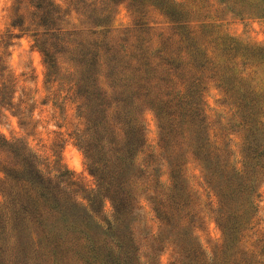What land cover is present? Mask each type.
<instances>
[{"label":"trees","instance_id":"16d2710c","mask_svg":"<svg viewBox=\"0 0 264 264\" xmlns=\"http://www.w3.org/2000/svg\"><path fill=\"white\" fill-rule=\"evenodd\" d=\"M122 4L131 23L119 29L112 20ZM215 5L264 17V0H81L77 25L78 17L55 0L14 8L20 13L10 26L21 33L1 36L2 53L9 45L4 37L29 32L43 57L46 83L69 89L81 83L78 139L94 182L75 177L61 150L48 152L23 136L0 133L5 228L14 229L11 219L25 220L28 212H59L60 201H72L114 229L116 264H158L168 246L173 264H264L257 221L264 86L254 82L256 69L248 61L264 58V48L227 34L210 15ZM211 86L235 116V129L210 121ZM17 92L11 73L0 72V116L9 110L26 129L34 117ZM143 104L158 127L157 147L149 153ZM142 212L150 214L151 226L142 224ZM203 212L221 232L210 249L200 241Z\"/></svg>","mask_w":264,"mask_h":264},{"label":"rangeland","instance_id":"374dc122","mask_svg":"<svg viewBox=\"0 0 264 264\" xmlns=\"http://www.w3.org/2000/svg\"><path fill=\"white\" fill-rule=\"evenodd\" d=\"M15 4L13 0H0V39L12 32L10 24L16 22L20 12L15 7L23 6L25 1ZM63 8H68L75 25L81 22V0H55ZM210 15L215 16L222 28L235 40L245 44H256L264 48V17L234 15L223 5H215ZM78 10V14L75 13ZM113 26L124 28L131 23V17L120 5L113 16ZM8 30H11L8 32ZM9 45L4 48L0 40V56L3 63L1 74L6 71L17 81V95L27 99V114L34 119L26 129L20 128L19 118L9 110L0 116V133L7 137L23 136L34 148L46 151H59L62 162L80 181L91 184L93 177L86 167L84 154L79 146L81 136V83L61 85L45 82L46 67L41 53L33 45L29 32L16 37H4ZM256 70L254 82L264 86V58H249ZM220 91L211 86L206 93L207 113L215 127L219 124L235 129V116L221 103ZM32 110V111H31ZM142 118L146 127V153L156 149L158 127L154 112L148 104L141 106ZM228 123V124H227ZM35 126V127H33ZM227 132L229 131L226 130ZM51 148V149H50ZM2 173L0 172V176ZM1 198V195H0ZM63 210L59 212H28L25 220L13 222L14 229L5 228L0 220V264H116L117 252L115 231L109 226H101L90 212H81V204L60 201ZM22 215V214H21ZM204 224L200 231V241L207 248L220 239L217 228L209 212H203ZM142 224L151 226L150 214L142 212ZM257 221L264 233V180L260 186ZM10 222V223H11ZM7 226V224H6ZM156 231V225L152 226ZM148 230V229H147ZM138 247L136 244H134ZM134 250V249H133ZM158 264H173V251L166 247L160 254Z\"/></svg>","mask_w":264,"mask_h":264}]
</instances>
